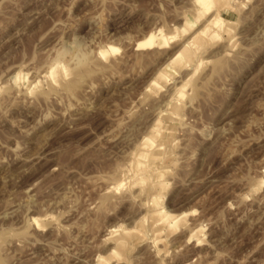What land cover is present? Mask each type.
Here are the masks:
<instances>
[{
  "label": "rangeland",
  "instance_id": "rangeland-1",
  "mask_svg": "<svg viewBox=\"0 0 264 264\" xmlns=\"http://www.w3.org/2000/svg\"><path fill=\"white\" fill-rule=\"evenodd\" d=\"M227 2L171 67L193 0H0L3 264H264V0ZM74 38L90 62L57 59Z\"/></svg>",
  "mask_w": 264,
  "mask_h": 264
},
{
  "label": "bare ground",
  "instance_id": "bare-ground-1",
  "mask_svg": "<svg viewBox=\"0 0 264 264\" xmlns=\"http://www.w3.org/2000/svg\"><path fill=\"white\" fill-rule=\"evenodd\" d=\"M193 3H194V5L195 6H197V7H199V10H197V13L195 12V14H196V17H197V19L198 20H201L202 18H206V17H208L207 19H206V21L203 23V26L201 27V30L198 32V34L197 33H195V35H192V36H195L194 38L195 39H193V38H189L188 40L189 41H191L190 43H192V41H193V43L190 45V43H189V41L188 42H186V44H184L183 46H181V48H179L180 50H179V52L178 53H176V56H175V58L173 59V58H171V59H173V61L172 60H170V62L172 61V63H169L170 65L169 66H174V65H176V66H179V67H182L183 65H185L187 62H191L192 60H193V52H192V50H191V48H190V46L192 47V45L193 46H198L200 43H201V41H202V38H209V40L212 42V41H216V40H220V38H221V36H222V33H224L225 32V24H226V20H224V18L220 15V14H217V11H218V6H226L227 4H228V2H227V0H193ZM227 25H230L229 24V22L227 23ZM231 26V25H230ZM187 31V30H186ZM186 31H184V32H186ZM159 36H161L162 38H163V36H162V33L161 32H159ZM176 34H177V32H176ZM197 34V35H196ZM177 36H178V34H177ZM175 37H176V35L174 34V37L172 36V38H169L170 40H174L175 39ZM184 37V36H183ZM156 39V36L155 35H148V36H146V38L143 40V41H141L139 44H138V46H137V51H142L143 49H145V47L147 48V46H155L154 44H155V40ZM169 39L168 40H166V39H164V41H165V45H167L168 44V41H169ZM190 39H192V40H190ZM208 40V39H207ZM197 48V47H196ZM196 50V49H195ZM119 50L118 49H116V48H110L109 49V51H106L105 53H101V55L102 56H106V55H108L109 53H117ZM201 65V64H200ZM199 65V66H200ZM58 67V66H57ZM169 68V67H168ZM53 70V69H52ZM167 70L168 69H165L164 71H162L160 74H159V76H157L158 77V79H160L161 81L162 80H166V78H167ZM170 71V70H169ZM47 72V71H46ZM55 75V74H54ZM55 79V78H54ZM157 79V80H158ZM56 80V79H55ZM165 82V81H164ZM178 97V96H177ZM179 97H184V94H183V92H179ZM176 111H177V109H176ZM157 121V120H156ZM159 122V121H158ZM162 123V122H161ZM161 123H158L157 125H159V124H161ZM155 127H158V126H156L155 125ZM160 129H161V127H160ZM168 129V128H167ZM157 130H159V129H157ZM160 132V131H159ZM154 139H155V137H154ZM150 144L151 143H149V142H147V141H145L144 143H143V145H142V147H140V151L137 153V154H135L134 155V160L132 161V170L134 171V172H136V174H139V173H142V172H146L147 171V167H149L150 166V164H149V166H146V165H148V163L147 164H145L146 162H149V161H152L151 160V153H150ZM157 148V147H156ZM156 148H154V149H156ZM153 149V150H154ZM157 155H159V153H156ZM132 160V159H131ZM131 165V164H130ZM130 167V166H129ZM128 172H129V170L127 171V173H126V171H124L123 173L125 174L126 173V175H128ZM122 173V174H123ZM132 173V172H131ZM123 174V175H124ZM130 174V173H129ZM152 174V173H151ZM164 176V175H163ZM160 177V176H159ZM159 177H158V179H159ZM162 178V177H161ZM128 181H130L129 179H128ZM161 182V181H160ZM159 183V182H158ZM166 183V182H165ZM124 184V183H123ZM161 184H162V182H161ZM159 185V184H158ZM117 187V186H116ZM123 187V186H122ZM144 187V186H143ZM121 188V185H119L117 188H116V190H119ZM124 188V187H123ZM136 188V187H135ZM112 190V189H111ZM137 190H139V189H137ZM143 190V189H142ZM165 190V187L162 185V186H160L159 185V191L161 192V191H164ZM113 191V190H112ZM120 191V190H119ZM114 192V191H113ZM116 192V191H115ZM141 193V192H140ZM144 193V192H143ZM110 194H112L111 192H110ZM108 195V194H107ZM138 195V194H137ZM110 201V200H109ZM157 206H158V202H157V204H156ZM105 206V205H104ZM157 206H155V207H157ZM159 207V206H158ZM157 211V210H156ZM51 219V218H50ZM156 219L157 220H162V221H164V222H174L175 220H177L178 219V217H173V216H170V215H168V213L167 212H165V211H163L162 212V215H158L157 217H156ZM147 220V219H146ZM35 222V221H34ZM38 223H39V221H37ZM165 224V223H164ZM171 224V223H170ZM34 226V225H33ZM118 232H116V230H112V231H110V233H109V236L110 237H114L116 234H117ZM152 243V242H151ZM153 244V243H152ZM114 245H115V243H114ZM123 245H124V242L119 238V240L117 241V248L119 249V248H121V247H123ZM115 253V252H114ZM108 259V258H107ZM111 263V262H110ZM0 264H3V262L2 261H0Z\"/></svg>",
  "mask_w": 264,
  "mask_h": 264
},
{
  "label": "clouds",
  "instance_id": "clouds-1",
  "mask_svg": "<svg viewBox=\"0 0 264 264\" xmlns=\"http://www.w3.org/2000/svg\"><path fill=\"white\" fill-rule=\"evenodd\" d=\"M57 59L68 62L70 64L82 65L90 62L91 56L87 51V46L74 38L66 41L55 53Z\"/></svg>",
  "mask_w": 264,
  "mask_h": 264
}]
</instances>
